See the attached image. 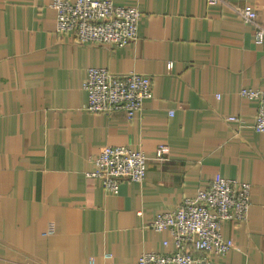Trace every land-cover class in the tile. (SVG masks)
Returning <instances> with one entry per match:
<instances>
[{"label":"crops","instance_id":"crops-1","mask_svg":"<svg viewBox=\"0 0 264 264\" xmlns=\"http://www.w3.org/2000/svg\"><path fill=\"white\" fill-rule=\"evenodd\" d=\"M111 1L140 13L137 39L120 48L61 38L51 0H0V264H137L173 252L169 232L149 224L217 178L249 183L251 206L246 222L222 223L234 247L210 260L264 264V134L257 102L239 95L264 89V42L205 0ZM227 1L254 7L264 25V0ZM89 68L138 73L151 97L131 119L90 112ZM106 146L143 152L144 181L111 193L88 176Z\"/></svg>","mask_w":264,"mask_h":264},{"label":"built area","instance_id":"built-area-1","mask_svg":"<svg viewBox=\"0 0 264 264\" xmlns=\"http://www.w3.org/2000/svg\"><path fill=\"white\" fill-rule=\"evenodd\" d=\"M205 1L228 8L254 29L255 43L263 44L264 25L258 20L254 7L235 6L227 0ZM49 5L56 14V34L75 44H109L120 48L138 37L140 13L135 7L115 6L111 0H51ZM84 89L86 110L106 115L123 111L127 119H131L142 108L144 100L151 97L150 85L140 74L115 75L106 68H89ZM239 95L257 102L253 128L264 134V89L242 88ZM168 152V146L159 145L155 159L165 160ZM146 162L143 152L129 146H106L95 157L96 169L88 176L99 179L106 191L117 193L119 183L124 180L144 181ZM250 193L249 183L217 178L195 196L186 197L174 208L157 214L149 227L154 231L167 230L175 249L170 253H142L137 264H213L211 254L225 255L234 247L230 239L223 238L222 223L248 220ZM51 232V228L47 230V234ZM192 251L200 255L194 256ZM110 257L106 255V258ZM90 264H93L92 260Z\"/></svg>","mask_w":264,"mask_h":264}]
</instances>
